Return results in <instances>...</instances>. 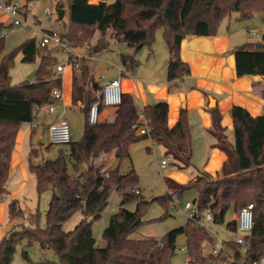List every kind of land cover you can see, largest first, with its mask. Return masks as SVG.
<instances>
[{"label":"trees","instance_id":"1","mask_svg":"<svg viewBox=\"0 0 264 264\" xmlns=\"http://www.w3.org/2000/svg\"><path fill=\"white\" fill-rule=\"evenodd\" d=\"M23 1L22 13L26 16L29 4L38 0ZM51 1L56 2L58 10L68 6L69 25L64 37L72 48H81L99 35L89 57L78 59L79 66L73 68L72 103L84 117L83 137L71 141L68 153H60L56 160L42 165L33 163L32 156L37 153L36 149L32 150L28 169L36 178L38 195L51 191L46 225L40 227L38 212L27 213L17 200H11L9 217L27 220L30 225L11 230L0 241V264H12L17 246L23 241L27 247L38 244L42 249L52 250L57 256L56 264H171L180 236L186 238L187 264H224L230 257L235 258L232 264H243V259L249 264L264 257V113L253 117L245 108L234 106L231 109L234 140L230 141L217 107L209 110L208 131L217 139L214 147L227 156L215 177L191 161L193 150L187 111L182 109L178 122L170 128L168 104L164 100L140 108L132 94L122 93L121 104L112 120L90 122V110L95 103L99 102L100 112L105 108L101 100L102 86L94 77L91 58L95 53L118 43L132 48L131 54L121 57L122 76H126L139 66L136 46H147L152 51L156 32L162 30L169 52L168 89L173 92L191 73L189 64L180 55L182 40L190 35H217L221 24L232 13H238L242 20L251 19L254 14L264 12V0ZM6 27L14 25L0 24V32ZM37 43V38H28L7 53L5 37H0V199L7 194L11 156L21 127L33 122L35 109L51 103L53 91L62 88V76L56 70L58 59L52 52L59 48H39ZM18 54L27 63L39 56L40 66L34 79L13 85L10 70ZM233 54L238 77L264 76V39L240 45ZM141 119L149 124L144 135L138 133ZM146 139L166 148L174 169H192L195 175L186 184L166 178L167 194L152 201L139 189L135 169L127 174L120 172L121 162L130 158L131 147ZM110 157L119 165L106 172ZM101 159L103 162L99 164ZM68 161L76 172L84 164L87 167L72 176ZM190 191L197 192L192 201L197 205L198 214L210 212L216 225L225 222L229 211L237 214L246 204L254 203V226L244 237L248 247L243 250L229 241V251L218 256L205 254L204 244L215 245L214 238L192 220L169 230L161 238H131L146 223L143 218L152 203L157 201L166 208L165 217L170 215L174 199H182ZM114 192L121 197L120 206L104 229L105 246L98 247L92 224L101 217ZM130 203H135V210L127 208ZM77 211L81 212L82 220L73 230L65 231L63 223ZM89 217H93L91 222ZM226 228L236 233L235 221L228 222ZM22 257L29 262L27 249L22 250Z\"/></svg>","mask_w":264,"mask_h":264},{"label":"crops","instance_id":"2","mask_svg":"<svg viewBox=\"0 0 264 264\" xmlns=\"http://www.w3.org/2000/svg\"><path fill=\"white\" fill-rule=\"evenodd\" d=\"M7 19V15L4 13L0 14V24L6 25ZM224 22L215 36L190 35L182 40L180 55L183 61L189 64L191 73L179 82V88L176 91L170 92L168 89V47L167 55H164L159 63L155 61V50L152 49L150 51L148 49V54L144 60L145 63H141L136 72L122 76V68L117 74L104 75L107 81L120 79L122 93L132 94L140 108L158 101H166L168 104V126L170 128H173L178 122L180 111L182 109L186 110L192 138L193 154L191 161L197 168L206 171L214 177L227 160V156L214 147L217 139L208 131L211 127L209 110L217 107L221 113V125L230 141H233L231 139L234 134V122L231 116V109L234 106L245 108L253 117L261 116L264 113V76L238 77L233 54V50L236 47L253 42L248 38H243L242 30L233 26L230 21ZM9 24H12V22ZM132 52L133 49L128 47L126 54H131ZM88 57L89 55L86 58ZM91 59L95 63L94 57ZM68 68L66 67L64 72L61 73L63 99L60 109L55 115L45 113V116L41 119V125L46 133L47 125L57 116L63 114L67 117L70 114H74L75 109L78 110V114L84 120L80 109L72 103L73 68L71 72H69ZM94 75L95 80L102 86L103 83L100 82L95 70ZM116 109L105 107L100 112L99 120H112ZM48 118L50 121L46 124ZM143 121L141 119V123ZM39 128L40 124H38L36 129L28 128L23 124L17 135L15 148L11 156V169L6 186L7 194L0 199V241L11 230L23 225V219H11L9 217L8 205L11 200L20 195L30 180V175L32 174L29 172L28 167L33 138L37 135L39 140L44 139V135L38 133ZM154 147L161 148L164 156L163 159L159 160L158 165L161 167L160 162L166 160V167L172 166L173 160L171 156L167 155L166 148L151 139L143 140L131 147L129 159L132 164L136 162L135 154L151 153ZM28 153H30L29 156ZM168 176L177 183L186 184L193 175L188 170L174 169L168 172ZM11 177L15 180L12 191H9L8 184ZM15 200L20 203L18 198ZM131 238L145 239L139 236L137 232L131 235ZM186 260L187 256L184 264H186ZM56 263L54 262V264Z\"/></svg>","mask_w":264,"mask_h":264},{"label":"rangeland","instance_id":"3","mask_svg":"<svg viewBox=\"0 0 264 264\" xmlns=\"http://www.w3.org/2000/svg\"><path fill=\"white\" fill-rule=\"evenodd\" d=\"M9 0H0V3H5ZM24 3L23 0H21ZM114 0H109L113 2ZM49 6L51 8L52 14L45 15L44 10ZM65 14L62 19L58 18V9L56 7V2L51 0H38L29 4V8L26 14V21L30 25V28L19 27H6L0 32V37H5L6 52H10L16 47L20 46L28 38H37L38 40L41 37V30H55L61 34H64L68 25H69V9L65 5L63 8ZM3 12H0L2 14ZM6 15V14H5ZM8 19L5 22L6 26L10 25L12 22L11 17L7 16ZM39 20V21H38ZM230 23L242 30V37L248 38L253 43L262 42L264 39V12H259L254 14L251 19L242 20L238 13H232L230 18L226 20L227 23ZM37 23V24H36ZM252 33L256 35L250 36ZM99 35L86 43L81 48H73L74 53L79 56V59L88 56L89 52L92 49V45L96 43ZM152 49L156 52L155 61L161 62L164 55H167V44L163 38L162 30H158L155 35V41L153 43ZM128 46L124 43H118L109 46L107 49H103L94 54V70L98 75L101 83L105 81L102 79L105 74H117L122 69L121 57L122 54H126ZM53 54L56 55L58 59V65L65 62V53L64 51L58 49L57 51L52 50ZM148 54L147 46H143L138 50L136 55L137 60L139 61L140 67L141 63H145V57ZM21 54H18L13 67L10 70V75L12 79V84L17 85L25 80H29V77L38 70L40 66V57L38 56L34 62H22ZM86 59V58H85ZM60 63V64H59ZM136 69V71L138 70ZM69 72L72 71V67H69ZM135 71V72H136ZM35 77V76H34ZM34 77L32 79H34ZM31 79V80H32ZM78 110L75 109L74 114L68 115L66 118L69 121L70 131L72 141H79L83 137V127L84 120L81 115L78 114ZM45 116V111L42 110L36 114L35 122L40 124L38 133L44 135L43 140H39L37 135L33 138V149H36V155L32 156L33 163L36 165H42L48 161H54L58 158L60 153H68L69 145H51L48 140V134L44 131L41 125V119ZM49 118L46 121V124L49 122ZM234 140V134L232 139ZM31 150V152H32ZM30 152V151H29ZM30 153H28L29 156ZM144 154V155H143ZM134 158L136 160L135 164H132L130 159H125L120 164V172L122 174L129 173L132 169H135L136 173L139 176V189L145 198L149 201H152L153 198H157L167 194V186L165 179L168 178V172L174 170L173 166L169 165L168 167L161 168L158 165L159 160L163 159L161 148L154 147V150L151 153L144 152L142 154H135ZM105 158H103L104 160ZM103 160H99V164H102ZM137 164V166H136ZM119 162L113 157L109 158V162L105 165V171H109L118 167ZM86 165H82L80 171L86 169ZM192 169H188V172H192ZM68 172L72 176H77L79 172H76L68 161ZM187 172V171H186ZM192 174V173H191ZM193 175L192 177H194ZM13 177V175H12ZM11 177V180L8 184L9 191L13 189L14 178ZM191 178V177H190ZM197 197V192L190 191L182 199L175 200L181 208L187 201H192ZM20 207L25 210L27 213H39V225L44 227L46 225V212L49 208V203L51 199V191H48L42 194L40 197L36 189V178L34 175H30V180L26 184L24 190L20 193L18 197ZM14 198V199H16ZM121 197L118 193H112L109 204L107 208L103 211L101 217L93 222L92 231L94 238L98 247L105 246L103 240L104 229L108 226L110 217L115 214L120 206ZM172 202L171 206L175 204ZM127 208L130 210H135V203H130L127 205ZM166 208L161 206L157 201L152 203L145 215L143 220L146 222L138 231V235L143 238H161L166 232L174 228L184 226L187 224L186 215L181 211L170 210V215L165 216ZM236 213L231 210L226 216L225 222L220 225L214 223H209L207 225L208 231L211 233L214 238V243L218 242L219 239L223 240H233L235 235L230 233L226 224L232 221ZM82 220V214L80 211L74 213L68 220L63 223V229L65 231H70L75 228V226ZM23 225L28 227L29 221L24 220ZM23 227H20L22 229ZM177 249L175 256L172 259L171 264H184L185 258L187 256L186 251V238L185 236H180L177 240ZM27 249L29 254V262H27L22 257V250ZM210 245L208 243L204 244L203 253H209ZM57 262V256L52 250L42 249L38 244L31 246H26V241H23L17 246L16 253L12 264H43L50 263L54 264Z\"/></svg>","mask_w":264,"mask_h":264},{"label":"built area","instance_id":"4","mask_svg":"<svg viewBox=\"0 0 264 264\" xmlns=\"http://www.w3.org/2000/svg\"><path fill=\"white\" fill-rule=\"evenodd\" d=\"M23 3L21 0H10L5 3H0V12H3L7 16L11 17L12 24L14 27L22 26L24 28H30V25L26 21V16L23 15ZM45 15H51L52 11L49 6L44 10ZM39 21V20H38ZM37 24V23H36ZM41 37L38 40L39 48H59L65 53V62L63 64L57 65L56 70L58 73H63L66 67H78L79 56L74 53V49L70 43L65 39L64 34H61L55 30H41ZM256 35V33H252ZM123 72V70L121 71ZM105 82L102 84L101 100L105 107L117 108L121 104V81L120 79H114L107 81L103 76L102 78ZM53 101L43 107L36 108L35 115L40 111L44 110L48 115H55L62 105L63 93L62 88L53 91ZM100 111L99 102L95 103L90 110V122L95 124L99 121ZM25 126L31 129H36L38 123L28 122L24 123ZM149 124L146 120L141 123L138 128V133L144 135L148 133ZM48 140L51 145H69L72 141L70 125L68 119L62 114L57 116L52 122L47 125ZM161 167L167 166V161L162 160L160 162ZM176 198L174 199V203ZM254 203H248L243 206L239 213H237L233 219L236 223V233L233 240H223L219 239L216 245L210 246L209 253L218 256L221 252L225 253L229 251L228 243L229 241L234 242V244L240 246L243 250L248 247L245 241V236L250 234L254 226ZM172 210H181L185 215L187 220H192L197 226L204 227L207 229L209 223L214 222V217L210 212H205L204 214H198L197 205L193 201H187L181 208L177 203L173 204ZM208 230V229H207ZM243 254V253H242ZM186 264L189 261L187 257ZM235 261L234 257H230L229 261L224 264H232ZM243 264H248L242 261ZM211 264H216L212 262ZM249 264H264V257L255 260Z\"/></svg>","mask_w":264,"mask_h":264},{"label":"water","instance_id":"5","mask_svg":"<svg viewBox=\"0 0 264 264\" xmlns=\"http://www.w3.org/2000/svg\"><path fill=\"white\" fill-rule=\"evenodd\" d=\"M65 14V11L63 9H59L58 10V18L59 19H62L63 16ZM141 48V45H138L136 46V49H140ZM37 71H35L30 77H29V80H31L35 75H36ZM93 220V217H89L88 218V222H91Z\"/></svg>","mask_w":264,"mask_h":264}]
</instances>
